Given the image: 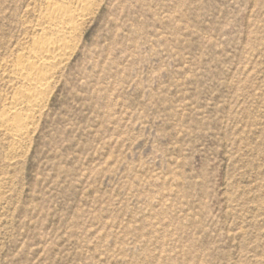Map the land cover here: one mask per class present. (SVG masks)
Returning a JSON list of instances; mask_svg holds the SVG:
<instances>
[{"label":"rangeland","instance_id":"1","mask_svg":"<svg viewBox=\"0 0 264 264\" xmlns=\"http://www.w3.org/2000/svg\"><path fill=\"white\" fill-rule=\"evenodd\" d=\"M52 1L0 0V113ZM82 1L0 121V264H264V0Z\"/></svg>","mask_w":264,"mask_h":264},{"label":"bare ground","instance_id":"2","mask_svg":"<svg viewBox=\"0 0 264 264\" xmlns=\"http://www.w3.org/2000/svg\"><path fill=\"white\" fill-rule=\"evenodd\" d=\"M49 6L51 10L50 12L46 11L42 13L41 23L52 29L56 38L49 39V35L48 37L45 35L39 36L40 34L38 35L39 37L33 38V47L29 48L28 57L20 59L18 63L20 65L18 69H24L22 72L20 70V79L24 81L23 86L14 96V105L6 112L0 113V121L10 127L11 131H14L13 134L15 136L22 134L23 129H21V125L24 118L28 117L30 120L29 116L32 115L28 114V109L27 112L24 111V106L21 107L24 108L21 111H24L23 113L16 110V106L22 104L19 103L22 99L27 100L25 104H28L29 107L37 106L42 101L48 83V72L42 69L51 70L55 65H59L58 63L63 61L69 50V47L67 48L69 41L66 39L71 37L74 28L77 27L75 23L78 22V19L81 16H85L87 4L82 0H56L52 1ZM65 40L67 42L66 44Z\"/></svg>","mask_w":264,"mask_h":264}]
</instances>
